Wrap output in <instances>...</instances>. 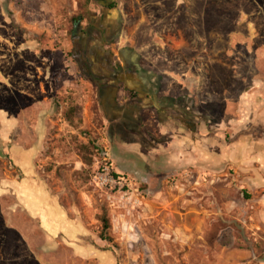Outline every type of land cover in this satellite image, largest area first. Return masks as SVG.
Masks as SVG:
<instances>
[{
    "label": "rangeland",
    "instance_id": "374dc122",
    "mask_svg": "<svg viewBox=\"0 0 264 264\" xmlns=\"http://www.w3.org/2000/svg\"><path fill=\"white\" fill-rule=\"evenodd\" d=\"M204 1L212 9L195 30L184 18L195 0H115L114 10L102 0H0V264H40L45 233L14 186L26 177L95 231L89 242L105 212L110 241L100 248L117 264H264V0ZM127 72L191 75L199 135L250 155L223 159L219 172L172 159L169 139L182 134L157 113L121 138L99 74ZM105 164L125 178L121 190L98 185ZM153 167L166 173L159 185L147 180ZM60 250L52 264L77 263Z\"/></svg>",
    "mask_w": 264,
    "mask_h": 264
},
{
    "label": "crops",
    "instance_id": "0c3cea01",
    "mask_svg": "<svg viewBox=\"0 0 264 264\" xmlns=\"http://www.w3.org/2000/svg\"><path fill=\"white\" fill-rule=\"evenodd\" d=\"M100 3L105 6L104 0ZM114 9L115 4L114 8L109 10ZM191 78L192 76L189 74H136L129 72L126 74H99V79H103L105 82L99 83L100 102L103 110L110 113L107 118L116 123L121 138L126 135L125 132H122L125 127L134 123H143L145 115L148 114L151 118H155L157 113L160 117L159 125L165 126L168 131L174 133L173 135L182 134L179 136L180 138L175 137V140L174 136L169 139V143H176L178 150L176 153H171L170 158L174 159L181 153V163H196L199 167L211 163L213 168H207L212 172H219L223 159H244L250 155V151L243 147L244 153L236 155L230 145L225 148L219 139L214 140L213 137L205 138L199 135L200 126L198 124L202 119L197 105L202 100L198 99L197 94H194L192 88H197L198 82ZM108 83L116 84L117 89L113 90ZM121 86H123L122 94L126 97L125 104H121L117 100ZM127 92L130 93L129 96H127ZM112 142L114 146L119 144L116 137H113ZM182 143H184V147H181ZM127 144L124 141L123 148L122 146L120 148L121 154H129L124 150L129 149ZM21 158L25 159L26 156ZM172 163L174 162L172 161ZM158 169L153 167L146 171L149 174L147 180L150 185H154L158 176L166 174ZM14 186L26 211L31 217L39 220L42 231L45 233V243L36 249L37 252L33 251L38 263L52 264L53 260L50 258V262L48 257L61 253L60 249L63 247L71 251L72 261H77L76 264L93 260L97 264H117L111 249L100 248L99 235L94 242L88 241L96 236L95 231L81 217L70 216L67 209L59 199L51 194L45 184L38 183L32 177H26L18 183L16 182ZM38 254L46 256L47 261H44V257H38Z\"/></svg>",
    "mask_w": 264,
    "mask_h": 264
},
{
    "label": "built area",
    "instance_id": "2783aa9c",
    "mask_svg": "<svg viewBox=\"0 0 264 264\" xmlns=\"http://www.w3.org/2000/svg\"><path fill=\"white\" fill-rule=\"evenodd\" d=\"M95 179L100 187L113 190L117 188L121 190L126 183L125 178L121 174L115 172L112 165L109 164L100 167V172L97 173Z\"/></svg>",
    "mask_w": 264,
    "mask_h": 264
},
{
    "label": "flooded vegetation",
    "instance_id": "af4514ba",
    "mask_svg": "<svg viewBox=\"0 0 264 264\" xmlns=\"http://www.w3.org/2000/svg\"><path fill=\"white\" fill-rule=\"evenodd\" d=\"M114 1L115 0H104L105 7L108 9H113L114 7H111V5L115 4ZM195 3H196L195 12L191 11V14H192L191 16H193V17H191V18L186 17V15H187L186 13L188 10H187V8H184V10H186L184 12V18L187 21H190L191 24H193V26L192 25L191 26L195 27L196 28L195 30H197L199 28V24L201 23L200 21L202 19L199 17V12H201L202 8L205 7V4H207L205 9H207V11H210V9H212L213 4L212 3L208 4V2H205L204 0H195Z\"/></svg>",
    "mask_w": 264,
    "mask_h": 264
},
{
    "label": "trees",
    "instance_id": "16d2710c",
    "mask_svg": "<svg viewBox=\"0 0 264 264\" xmlns=\"http://www.w3.org/2000/svg\"><path fill=\"white\" fill-rule=\"evenodd\" d=\"M111 7H114V5H111ZM5 155H6V158H8L10 160V158L8 157V155H9L8 148H7L6 152H5ZM10 161H12V160H10ZM163 177L164 176H161V175L158 176L155 179V181H154V182H156L155 184L159 185L161 183ZM156 189L159 190L158 187ZM157 190L155 192H157ZM100 220L102 222V230H101V232L99 234V238H100L101 241L109 242L110 238L108 236V229L110 228V224H109V221H108V219L106 217V213L105 212L100 216Z\"/></svg>",
    "mask_w": 264,
    "mask_h": 264
}]
</instances>
